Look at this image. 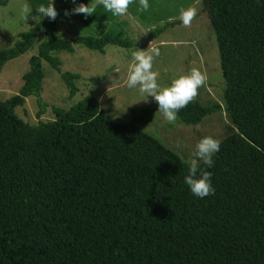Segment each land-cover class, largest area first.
<instances>
[{"label": "trees", "instance_id": "obj_1", "mask_svg": "<svg viewBox=\"0 0 264 264\" xmlns=\"http://www.w3.org/2000/svg\"><path fill=\"white\" fill-rule=\"evenodd\" d=\"M95 1L54 0L49 20L34 10L47 0H27L35 26L0 51L1 73L44 34L19 94L0 101V264H264V0L203 1L235 127L208 169L215 192L203 199L183 184L188 164L140 128L158 106L119 123L87 96L54 108V122L17 117L32 96L45 113L43 62L73 97L80 75L62 73L59 53L134 48L101 4L90 16L71 13ZM62 23L72 24L71 38ZM218 110L191 101L178 120L198 125Z\"/></svg>", "mask_w": 264, "mask_h": 264}, {"label": "rangeland", "instance_id": "obj_2", "mask_svg": "<svg viewBox=\"0 0 264 264\" xmlns=\"http://www.w3.org/2000/svg\"><path fill=\"white\" fill-rule=\"evenodd\" d=\"M6 1V5L3 3ZM204 0H148L144 10L139 0H132L128 12L119 16L113 23L125 31L134 42V48L122 49L110 46L105 54L76 47L74 53H59L62 60V73L80 75L77 81L78 92L70 97V92L60 74L43 62L45 74L41 99L45 103V113L38 116L40 108L37 98H27L25 105L15 110L17 117L30 126L41 122H54V108L70 110L87 96H93L99 108L114 121L131 122L146 108H155L156 102L127 87L128 66L132 62L131 52L136 50L151 52L156 49L159 55L153 58V70L158 72V83L167 85L172 79L192 68L205 76L204 84L198 88L192 99L205 107H220V110L207 116L198 125H186L180 120L169 123L157 112L153 121L141 125V130L158 139L166 148L176 153L186 164L195 143L203 136H213L223 141L235 129L226 111L225 80L220 62L215 32L208 15L204 12ZM27 0H0V51L10 49L19 40V35L31 30L36 20L29 14L21 13ZM98 3V0L95 1ZM102 5V4H101ZM195 9V15L188 25L179 19L180 10ZM115 24V25H114ZM59 33L71 38V23L59 25ZM44 34L38 35L34 47L25 55L9 61L0 73V101H7L19 94L24 85L23 77L30 69V59L37 54ZM179 145V147H178Z\"/></svg>", "mask_w": 264, "mask_h": 264}, {"label": "clouds", "instance_id": "obj_3", "mask_svg": "<svg viewBox=\"0 0 264 264\" xmlns=\"http://www.w3.org/2000/svg\"><path fill=\"white\" fill-rule=\"evenodd\" d=\"M75 4V0H72ZM132 0H98L106 12L113 16H123L128 12V6ZM142 9L149 7L148 0H139ZM27 4L21 9L25 17L31 12ZM36 16L47 17L55 20L57 11L54 8V0H47V3H40L35 9ZM96 4L87 5L81 3L71 10L72 14L83 13L86 16L93 15ZM70 13L65 11V15ZM195 15V9L189 7L181 9L179 19L184 25H188ZM35 16L32 17V19ZM159 55L158 50L151 52L136 50L131 52L132 62L127 71V87L136 89L146 101L151 97L157 104V112L169 123L178 119V113L197 95V90L205 82V76L198 69L192 68L184 74L172 79L167 85L158 83V72L153 70V58ZM221 140L213 136H203L194 145V149L189 154L187 160L188 170L183 177V184L187 186L189 192L196 198L203 199L213 195L215 188L212 184V173L208 170L213 167V157L220 151ZM179 147V145H178Z\"/></svg>", "mask_w": 264, "mask_h": 264}]
</instances>
